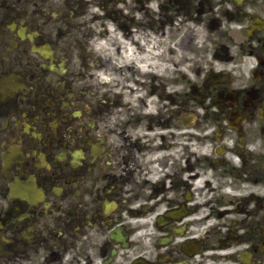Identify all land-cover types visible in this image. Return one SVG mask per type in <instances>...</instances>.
<instances>
[{
	"label": "flooded vegetation",
	"instance_id": "obj_1",
	"mask_svg": "<svg viewBox=\"0 0 264 264\" xmlns=\"http://www.w3.org/2000/svg\"><path fill=\"white\" fill-rule=\"evenodd\" d=\"M0 264H264V0H0Z\"/></svg>",
	"mask_w": 264,
	"mask_h": 264
},
{
	"label": "bare ground",
	"instance_id": "obj_2",
	"mask_svg": "<svg viewBox=\"0 0 264 264\" xmlns=\"http://www.w3.org/2000/svg\"><path fill=\"white\" fill-rule=\"evenodd\" d=\"M152 32L153 35L154 34L157 35L156 31H152ZM118 39H120L118 41V45H115L116 41L114 40L115 44H113L112 47L117 49L119 46L120 48L119 52L122 49H125V53L130 58L138 56L137 54H134L135 48H137L140 52L144 47H147L149 44H152V46H150L151 47L150 50L144 49L139 53L143 65L140 66V68H137L136 71H138L139 74L142 76L153 75L156 78L159 77L160 71L162 69L161 67L163 66L162 63L161 64L159 63V39L157 37H154L152 39H143L141 37L132 36L131 38L118 37ZM93 45L97 48L99 47L106 48V46L108 45V41L104 39H95L93 40ZM108 53L109 55L112 56L110 50Z\"/></svg>",
	"mask_w": 264,
	"mask_h": 264
}]
</instances>
